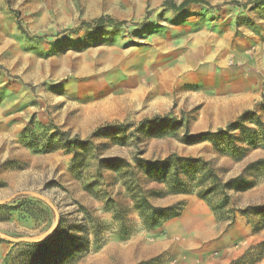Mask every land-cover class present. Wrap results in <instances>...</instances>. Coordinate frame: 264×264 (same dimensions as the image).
<instances>
[{
  "label": "rangeland",
  "instance_id": "rangeland-1",
  "mask_svg": "<svg viewBox=\"0 0 264 264\" xmlns=\"http://www.w3.org/2000/svg\"><path fill=\"white\" fill-rule=\"evenodd\" d=\"M165 1L0 0V204L7 206L0 209V264H16L23 243L58 226L61 241L82 237L85 222L91 252L75 264H216L208 245L140 259L142 248L170 236L166 222L143 226L128 184L139 157L174 155L209 161L224 181L239 172L247 181L264 179V163L242 173L244 163L230 151L183 140L186 130L225 126L236 102L252 105L244 112L264 123V0L220 9L193 3L179 12ZM102 16L125 24L95 27ZM155 115L181 124L167 136L137 131ZM206 168L182 172L189 190L177 204L192 219L198 192L213 183L203 177ZM140 176L146 191H168ZM220 199L210 195L198 211L218 210ZM256 224L264 226V214ZM263 253L264 243L231 264H252Z\"/></svg>",
  "mask_w": 264,
  "mask_h": 264
},
{
  "label": "trees",
  "instance_id": "trees-1",
  "mask_svg": "<svg viewBox=\"0 0 264 264\" xmlns=\"http://www.w3.org/2000/svg\"><path fill=\"white\" fill-rule=\"evenodd\" d=\"M254 1L258 2L260 0ZM193 3L203 4L217 9L227 5H243L238 0L225 1L216 6H212L206 0H183L180 4L172 3L166 0L163 5L175 12H179ZM17 19L18 28L24 31L19 17ZM106 24H113L117 27H120L123 26L125 22H116L112 18H106L103 16L94 21L95 27H101ZM92 25V23L84 24L86 27H91ZM13 77L18 78L17 76ZM248 122L253 123L256 128H251L247 124ZM180 124V120L178 121L176 119H171L168 115H155L152 118L139 122L137 131L149 130V133H152L153 135L167 136L171 132L172 128L176 129V127H178ZM259 128H264V123L257 116L255 111L248 110L236 120L229 122L225 126L219 127L216 130H207L196 135L190 134L189 131L186 130L183 140L190 144L210 141L218 151L222 153H227V151H230L231 155L235 159L241 160L245 157L246 153L250 149L259 146L264 147V142L261 143L262 140L264 141V132L263 134H260V132H258ZM123 137H126V135L124 134ZM241 143H247L249 146L245 147L241 145ZM204 168H206V170L203 173V177L211 179L213 183L207 189L198 192L199 198L202 200H207V198L212 194L220 195L221 199L220 206L218 208L219 211L210 204L209 205L212 210L220 214L221 217H223V211L229 203L230 190L241 191L254 185V181H247L242 175L224 181L223 178L217 173L213 165L209 161L201 158L180 157L176 155L155 160H147L140 157L138 158V170L133 173L128 187L132 192L135 207L139 212L143 226L147 230H155L164 222L180 216L184 209L180 204L166 207L156 206L150 201V196L164 195L169 193H186L189 188L188 184H186L185 177L182 175V172L184 171L185 174H190L194 171H198V169ZM140 173L143 175V177L146 176L147 180L150 182L165 184L168 188V191L160 193L153 192L152 190L146 191L144 189L145 185L143 180H141ZM145 192H148L149 194L145 195ZM2 208H7V206L0 204V209ZM87 227L88 226L86 222L80 227L86 231L85 235L82 237L71 235L68 236L65 241H61L63 234L60 233V230L62 228L61 226H58L48 238L26 244L23 243L24 246L19 248L18 258H14V263L75 264L91 252L92 241ZM96 246L99 247V245Z\"/></svg>",
  "mask_w": 264,
  "mask_h": 264
},
{
  "label": "crops",
  "instance_id": "crops-1",
  "mask_svg": "<svg viewBox=\"0 0 264 264\" xmlns=\"http://www.w3.org/2000/svg\"><path fill=\"white\" fill-rule=\"evenodd\" d=\"M249 108H252V105H245V102H236L234 110L228 114L226 124L236 120ZM222 160L232 161V159L227 157L222 158ZM236 163H244V167L241 170L242 173L244 168L250 163H264V147L250 149L245 157ZM240 174L239 172L238 175ZM184 198L186 197L169 193L154 195L150 200L156 206L166 207L175 205ZM202 203H204V200L202 201L201 199L198 202H194L190 207V211H195L193 216L196 219L190 218L185 214L187 210L184 211L183 209L180 216L166 221L164 227L170 237L155 241L148 248H142L141 251L137 252L140 256L139 258L151 257L166 251H174L179 256H184L188 251V253L194 254L197 252V248L208 245L212 250L217 251L218 260L216 264H231L236 260L243 259L251 250L264 243V226L256 224L264 214V179L254 181V185L248 189L241 191L232 190L229 203L224 209L223 217L221 218L213 210H209L208 213L198 211V208L203 205ZM192 221L196 222V225L192 229L187 230L189 237L182 238L179 232L180 229L183 226L189 228L188 226H190ZM193 225L194 223L191 226ZM181 247L186 252L181 254L180 251H175L181 249ZM252 264H264V255L258 261L252 262Z\"/></svg>",
  "mask_w": 264,
  "mask_h": 264
},
{
  "label": "water",
  "instance_id": "water-1",
  "mask_svg": "<svg viewBox=\"0 0 264 264\" xmlns=\"http://www.w3.org/2000/svg\"><path fill=\"white\" fill-rule=\"evenodd\" d=\"M27 239H29V238H26L25 240H27ZM12 240H16V241H19L20 239H13V238H12Z\"/></svg>",
  "mask_w": 264,
  "mask_h": 264
}]
</instances>
